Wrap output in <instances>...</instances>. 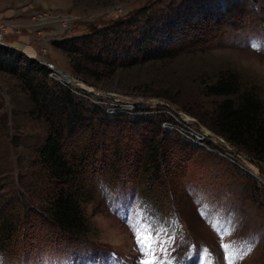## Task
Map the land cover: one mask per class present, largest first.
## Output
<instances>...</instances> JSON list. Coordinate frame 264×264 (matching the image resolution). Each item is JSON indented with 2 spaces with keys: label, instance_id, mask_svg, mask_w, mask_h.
<instances>
[{
  "label": "rangeland",
  "instance_id": "rangeland-1",
  "mask_svg": "<svg viewBox=\"0 0 264 264\" xmlns=\"http://www.w3.org/2000/svg\"><path fill=\"white\" fill-rule=\"evenodd\" d=\"M242 1L0 0V45L53 64L52 73L66 70L78 83L69 84L74 93L109 113L120 108L133 115L143 107L170 112L173 119L162 123L170 134L179 132L203 148L176 147L179 181L174 190L167 186V194L95 179L96 189L81 204L86 234L69 239L48 218L36 217L21 229L20 247L0 253V264H140L153 255L138 247L140 226L165 242L166 252L159 241L153 245L156 264H264V170L201 120L223 99L205 94L204 83L223 72H236L264 97V0H246L248 15L229 21L228 5ZM187 19L214 25L215 33L194 47L177 48L174 58L145 62L153 49L180 45ZM224 19L220 32L223 23L216 22ZM154 35L153 45L145 42ZM73 39L80 48L74 49ZM93 59L102 62L104 77L87 82L73 69L87 68ZM62 73L49 79L67 85ZM26 89L18 76L0 69V197L21 196L42 212L57 184L39 162L48 124L34 114ZM124 124L112 131L120 129L126 139L131 131Z\"/></svg>",
  "mask_w": 264,
  "mask_h": 264
},
{
  "label": "trees",
  "instance_id": "trees-1",
  "mask_svg": "<svg viewBox=\"0 0 264 264\" xmlns=\"http://www.w3.org/2000/svg\"><path fill=\"white\" fill-rule=\"evenodd\" d=\"M245 1L228 5L229 21H240L241 16L248 15L243 8ZM225 21L216 22L223 23L220 32ZM213 27L204 26L202 20H184L180 45L160 51L153 49L144 54V61L174 58L184 45L190 48L207 41L215 33ZM154 36L145 42L153 45L158 38ZM73 40L74 49L80 48ZM93 62L87 68L79 63L81 67L74 66L73 70L87 82L89 78L99 81L104 77L99 74L102 62L97 59ZM0 69L20 78L31 96L34 114L48 124V134L39 149V162L57 184L56 193L42 212L29 206L21 196L0 197V253L4 256L13 247H20L17 238L21 229L33 226L29 223L36 217L48 218L69 239L86 234L89 224L81 204L96 189L95 179L101 177L108 186L129 184L132 188L139 186L143 193L152 194L160 189L167 194V186L174 190L179 181L175 172L176 147L203 150L179 132L172 136L169 128L163 126L164 121L173 119L170 112L168 115L166 111L152 112L150 107H143L133 115L120 108L109 113L101 105L76 95L69 85L49 79L50 67L12 46L0 45ZM203 92L223 99L201 120L264 170V97L260 88L244 83L236 72L227 71L206 81ZM159 96L171 100L168 95ZM124 123L131 131L126 139L119 136L120 129L112 131L114 126ZM208 144L216 146L212 141ZM208 153L220 162L225 160L216 152Z\"/></svg>",
  "mask_w": 264,
  "mask_h": 264
},
{
  "label": "snow or ice",
  "instance_id": "snow-or-ice-1",
  "mask_svg": "<svg viewBox=\"0 0 264 264\" xmlns=\"http://www.w3.org/2000/svg\"><path fill=\"white\" fill-rule=\"evenodd\" d=\"M135 235H136V240L138 247L140 248V251L142 253H152V258L151 259H141L140 264H156L157 258L154 255L155 249L153 248V245L156 244L158 241L161 246L162 251H167L164 248V241L159 240V233L155 237L151 235V230L148 227L140 226L135 228ZM223 247L227 248L228 245H224ZM207 250H204L206 252ZM114 257V254H112ZM161 264H163V261H161ZM169 264L171 262L169 261ZM228 264H232V261L229 260Z\"/></svg>",
  "mask_w": 264,
  "mask_h": 264
},
{
  "label": "water",
  "instance_id": "water-1",
  "mask_svg": "<svg viewBox=\"0 0 264 264\" xmlns=\"http://www.w3.org/2000/svg\"><path fill=\"white\" fill-rule=\"evenodd\" d=\"M31 57H33V56H31ZM35 58V57H34ZM61 72H65V73H67L66 72V70H61ZM56 73H57V70H55V72H53V74H51V77L53 78V79H57V77L55 76L56 75ZM60 79V78H59ZM60 81V80H59ZM61 82H63V81H61ZM74 82V81H73ZM64 84H67V85H69L70 83H71V81H67V82H63ZM75 86H78L77 84H75V83H73ZM130 105L129 104H126V107H129ZM251 174H253L251 171H249Z\"/></svg>",
  "mask_w": 264,
  "mask_h": 264
},
{
  "label": "bare ground",
  "instance_id": "bare-ground-1",
  "mask_svg": "<svg viewBox=\"0 0 264 264\" xmlns=\"http://www.w3.org/2000/svg\"><path fill=\"white\" fill-rule=\"evenodd\" d=\"M56 69L59 70V71H61L60 68H56ZM65 74H66L71 80H68V79L64 78V75H65ZM60 76H62L61 79H64V80H67V81H71L72 84L75 83L74 78H73L70 74L62 73V75H60ZM73 81H74V82H73ZM62 83H63V82H62ZM75 84H76V83H75Z\"/></svg>",
  "mask_w": 264,
  "mask_h": 264
},
{
  "label": "built area",
  "instance_id": "built-area-1",
  "mask_svg": "<svg viewBox=\"0 0 264 264\" xmlns=\"http://www.w3.org/2000/svg\"><path fill=\"white\" fill-rule=\"evenodd\" d=\"M0 39H1V37H0ZM0 42H2V41H0ZM2 44H4V43H2ZM5 45H6V44H5ZM46 64H47V63H46ZM47 65H48L50 68L54 69L53 64L48 63ZM51 74H53V73H51ZM51 74H50V75H51Z\"/></svg>",
  "mask_w": 264,
  "mask_h": 264
}]
</instances>
